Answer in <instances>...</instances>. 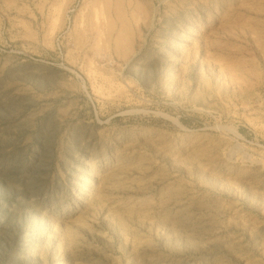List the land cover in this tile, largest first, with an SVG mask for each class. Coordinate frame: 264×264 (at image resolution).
Segmentation results:
<instances>
[{
    "label": "rangeland",
    "instance_id": "rangeland-1",
    "mask_svg": "<svg viewBox=\"0 0 264 264\" xmlns=\"http://www.w3.org/2000/svg\"><path fill=\"white\" fill-rule=\"evenodd\" d=\"M95 1L0 0V264H264V0Z\"/></svg>",
    "mask_w": 264,
    "mask_h": 264
},
{
    "label": "bare ground",
    "instance_id": "bare-ground-1",
    "mask_svg": "<svg viewBox=\"0 0 264 264\" xmlns=\"http://www.w3.org/2000/svg\"><path fill=\"white\" fill-rule=\"evenodd\" d=\"M90 10L91 12L78 31L80 45H83L88 33L95 34L97 40L105 36L106 39H114L115 43H119L118 36L113 38L114 22L111 13L114 10L119 19L125 17L126 10L122 8L120 0H116L115 4H113L112 0H96Z\"/></svg>",
    "mask_w": 264,
    "mask_h": 264
}]
</instances>
